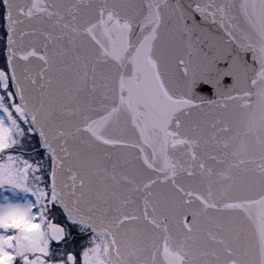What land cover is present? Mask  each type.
<instances>
[{
    "label": "snow or ice",
    "instance_id": "6c2138e0",
    "mask_svg": "<svg viewBox=\"0 0 264 264\" xmlns=\"http://www.w3.org/2000/svg\"><path fill=\"white\" fill-rule=\"evenodd\" d=\"M0 7V264H264V0Z\"/></svg>",
    "mask_w": 264,
    "mask_h": 264
},
{
    "label": "flooded vegetation",
    "instance_id": "af4514ba",
    "mask_svg": "<svg viewBox=\"0 0 264 264\" xmlns=\"http://www.w3.org/2000/svg\"><path fill=\"white\" fill-rule=\"evenodd\" d=\"M3 9L0 7V68L5 66V58H4V48H5V32L3 28V19H2ZM73 231H76L73 229ZM84 234H81L83 236ZM83 240H81V243Z\"/></svg>",
    "mask_w": 264,
    "mask_h": 264
},
{
    "label": "water",
    "instance_id": "95a60500",
    "mask_svg": "<svg viewBox=\"0 0 264 264\" xmlns=\"http://www.w3.org/2000/svg\"><path fill=\"white\" fill-rule=\"evenodd\" d=\"M6 21L3 20V27H4V30H5V49H4V57H5V61L7 60V40H6ZM226 82L230 83V78H226ZM197 91H199L200 93H203V94H206L208 95L209 97H211L212 95V87L208 84H200L198 86V89Z\"/></svg>",
    "mask_w": 264,
    "mask_h": 264
}]
</instances>
